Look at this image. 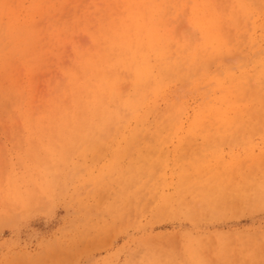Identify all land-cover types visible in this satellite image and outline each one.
<instances>
[{"label":"rangeland","instance_id":"1","mask_svg":"<svg viewBox=\"0 0 264 264\" xmlns=\"http://www.w3.org/2000/svg\"><path fill=\"white\" fill-rule=\"evenodd\" d=\"M6 1L19 25L1 39L0 264H264V87L244 116L188 131L213 92L174 81L132 131L117 98L90 85L103 77L117 97L133 95L116 52L124 0ZM188 1L156 0L164 61L181 62L183 78L190 53L209 75L246 72L264 50V0H238L252 7L244 20L237 0H207L229 48L209 58ZM174 102L183 111L170 119ZM168 121L181 130L156 129Z\"/></svg>","mask_w":264,"mask_h":264},{"label":"bare ground","instance_id":"2","mask_svg":"<svg viewBox=\"0 0 264 264\" xmlns=\"http://www.w3.org/2000/svg\"><path fill=\"white\" fill-rule=\"evenodd\" d=\"M5 2L8 4L6 0H0V56L6 47L4 41L2 42L1 40L2 36L4 33L16 29L18 31L19 25V18H16V15L13 13L14 9L10 7V5L9 7L6 6ZM188 2V8L193 15L192 24L199 32L198 48L202 51L203 58H209L214 53H217L219 50L222 51L223 49L228 52L229 48L227 46L226 36L215 30L217 24L220 23V20L224 19L223 14H219L216 7L207 0H189ZM123 3L124 6L130 7L126 8L128 24L125 22L122 27V31L117 34V40H121V42L123 40L124 41L123 43L119 41L121 44L118 45L116 52L119 54L118 61L121 62L127 69L129 81L135 88L133 95L117 97L116 93L112 92L113 89H110V85L114 84L111 82V80H107L103 77L97 79L98 82H91L90 85H98V87L102 90L101 93L103 96L106 95V97L109 98H117V104L119 106L118 108H122L124 111H126L128 116L134 119L135 125H139L137 128L135 126L132 131L144 130L142 122L143 117H141L140 109L143 108L147 99L149 97L157 98L162 94L164 86L178 80L181 82V79H184L183 82H186L185 85H187V83L191 85H197V83H208L210 84V91L213 92V96H210L208 99L211 100V103H206L204 100L202 102V106L192 113L190 118L191 121L186 128L188 131L195 130L199 125L198 122L200 120H223L227 118L244 116V101L247 99H259L257 96V90H259L261 87H264V50L255 59L248 61V70L246 72H244V69H242L234 77H232L230 74L225 76H221L216 73L209 75L207 72L205 73V65L202 66L201 71V66L195 62V54L190 53V55H188V59H186V63L183 64H186L183 67V69L186 68L184 69L185 73L183 78L180 75L181 73L179 74V71L182 68L181 62L170 65L168 63L169 59L167 62L164 61L166 57L165 47L160 42L164 39H161L160 35L158 34L157 24L155 27V23H152L155 16H158L161 13V11H158L160 6L156 0H124ZM233 3L235 5L236 11L238 12L237 17L241 20H244V17L247 14V17L252 15L249 14L252 11L251 6L246 5L244 2H239L238 0ZM30 9L33 10L34 5H32ZM136 9L137 11H135ZM3 19H5L4 22ZM262 33V38L264 39V29ZM255 44L256 42H254L253 38H251L248 42L250 48H253ZM115 47V43L110 41L111 52ZM252 52L255 54V52L258 51L253 50ZM149 57H153L154 61H157L158 65L156 66L154 64H150L148 62ZM85 79L86 78H84L83 81L79 82L77 85H89L88 81ZM71 100L73 101V99ZM79 101H81V99H79L78 102ZM78 102L76 103L79 107ZM177 104L180 103L174 102V105H172L174 110L172 113H170V119L172 117L171 115L178 117L180 114H182L183 108ZM68 105L69 103L67 106ZM45 111L47 110L45 109ZM101 112H103V110ZM59 118H61V116ZM156 129L172 132H178L181 130L180 126L175 121H168L163 126H161L160 123H157Z\"/></svg>","mask_w":264,"mask_h":264}]
</instances>
